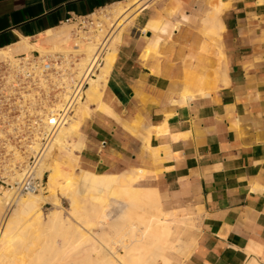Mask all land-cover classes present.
<instances>
[{"label":"crops","instance_id":"1","mask_svg":"<svg viewBox=\"0 0 264 264\" xmlns=\"http://www.w3.org/2000/svg\"><path fill=\"white\" fill-rule=\"evenodd\" d=\"M122 1L0 0V49ZM122 32L79 166L144 170L168 264H264V0H147Z\"/></svg>","mask_w":264,"mask_h":264},{"label":"bare ground","instance_id":"2","mask_svg":"<svg viewBox=\"0 0 264 264\" xmlns=\"http://www.w3.org/2000/svg\"><path fill=\"white\" fill-rule=\"evenodd\" d=\"M146 1L124 0L94 13L98 27L92 36L83 34L76 39L75 45L70 43L69 25L65 24L34 42L24 38L16 45L0 49V61L12 63L19 60L16 53L31 54L33 50H38L42 56L61 52L76 57V76L87 80L84 98L78 100L73 115L57 131L38 165L39 176L48 173L47 185L38 193L18 196L10 219L5 221L3 228L0 225V264L169 263L167 252L175 249L170 241L171 221L163 212L157 190L137 183L136 178L141 177L144 170L99 174L81 168L77 155V150L82 149L77 141L80 125L92 113L91 105L106 109L101 100L102 89L122 37V18L129 12H137ZM221 11V7H216L214 18ZM105 24L114 27L109 35ZM102 37H107L102 43L103 64L95 71L92 64ZM33 93L29 96L34 98ZM61 97L65 99L67 91L62 92ZM55 106L59 108L61 100L55 102ZM70 166L82 174L78 182L76 178H69L67 168ZM11 191L0 190V219L12 196L17 197ZM63 195L70 197L68 212L60 205ZM50 197L57 208L46 215L43 202ZM114 206L118 207L116 214H113ZM15 221L20 225L12 226ZM28 228L33 229L32 237H29ZM57 238H61V243ZM15 246L23 255L7 256V251Z\"/></svg>","mask_w":264,"mask_h":264},{"label":"built area","instance_id":"3","mask_svg":"<svg viewBox=\"0 0 264 264\" xmlns=\"http://www.w3.org/2000/svg\"><path fill=\"white\" fill-rule=\"evenodd\" d=\"M66 24L73 26L71 45L83 34L92 36L99 25L94 13L71 15ZM106 39H99L92 64L95 71L103 64ZM16 58L17 63L0 61V190H12L18 197L38 193L45 186L38 165L57 131L73 115L78 100L84 98L87 80L76 76V57L61 52L42 56L33 50L18 53ZM59 100L61 106L56 108Z\"/></svg>","mask_w":264,"mask_h":264},{"label":"rangeland","instance_id":"4","mask_svg":"<svg viewBox=\"0 0 264 264\" xmlns=\"http://www.w3.org/2000/svg\"><path fill=\"white\" fill-rule=\"evenodd\" d=\"M135 13L136 12H129L127 14L124 15V17L122 18V22H121V26L120 27H124V29L129 26L131 24V20L132 18L135 17ZM129 14V15H128ZM127 15V16H126ZM121 17V16H120ZM105 28H106V31L108 33V35L113 31L114 27H112L110 24H105ZM73 28V26L69 25V30L71 31ZM119 30L121 28H118ZM109 31V32H108ZM106 33V34H107ZM70 34V32H69ZM21 53V52H20ZM17 54V53H16ZM16 57V55H15ZM34 94V93H33ZM33 98V97H31ZM75 115V114H74ZM67 170L69 171V178L72 179V178H76V182L79 181V179L81 178L82 174L80 175L79 172H77V170L75 168H73L72 166H70L69 168H67ZM41 175V174H40ZM41 176H45V179H46V183L48 181V173L47 172H44ZM45 183V186L47 185ZM78 184L73 185V187H77ZM75 190V189H74ZM12 192V191H11ZM20 197V196H19ZM19 197H14V195L12 196L11 198V203L9 206H7V208H5L4 212L2 213V217L0 219V225L1 227L3 228L4 227V223L5 221L8 219H10L11 215H12V210L13 209V203L19 199ZM60 205L62 206V209H64V211L68 212V210L71 208V201H70V197H67L66 195L64 196H61V199H60ZM57 208V205H55L53 203V200L52 198L50 197L47 201L43 202V211L46 213V215H48L49 213H51L52 211H54L55 209ZM118 207L114 206L113 207V214H116V211H117ZM12 223H14L12 225ZM12 223H9V225L11 224L12 226H17V225H20V222L19 221H15V222H12ZM19 223V224H18ZM17 224V225H16ZM7 229V228H6ZM9 229V228H8ZM7 232V230H4ZM28 232H29V237H32L33 236V229L32 228H28ZM57 242L58 243H61V238H57ZM23 253H21L20 250H18L15 247L11 248L10 250L7 251V256H22ZM74 260H71V262H73Z\"/></svg>","mask_w":264,"mask_h":264}]
</instances>
